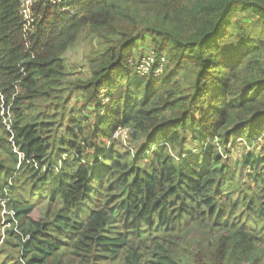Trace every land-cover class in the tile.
Here are the masks:
<instances>
[{"label":"trees","instance_id":"obj_1","mask_svg":"<svg viewBox=\"0 0 264 264\" xmlns=\"http://www.w3.org/2000/svg\"><path fill=\"white\" fill-rule=\"evenodd\" d=\"M19 7L0 0V244L21 264H264V0H35L26 38ZM84 30L89 77L68 83ZM145 44L157 76L130 64Z\"/></svg>","mask_w":264,"mask_h":264},{"label":"rangeland","instance_id":"obj_2","mask_svg":"<svg viewBox=\"0 0 264 264\" xmlns=\"http://www.w3.org/2000/svg\"><path fill=\"white\" fill-rule=\"evenodd\" d=\"M239 17L241 18V20H243L245 26L248 29H252L250 26L251 23L249 22V20L246 17L243 16V14H240ZM91 40H92V38L89 41V38H87V32H85V30H84L80 34L78 42L76 44H74V46L69 48L65 52V54L63 55L64 73L66 76V82L69 83V82H74L75 80H86L89 77V68H88V64H87V60H88L87 56L91 50ZM148 47L149 46H147L146 44L143 45L142 50H140V48H139L140 53H142V52L144 53L148 49ZM75 92H77V91H72L71 93H73V94L68 99V101H70L69 107L75 108L76 106H78L75 97H80L81 95H80V93H78V92L75 93ZM102 103H103V101H102ZM5 112H6V110H5ZM5 112H3V114H5ZM0 114H1V112H0ZM91 115L92 114H91L90 110H88L87 116L90 117ZM1 116H2V119H4L2 114H1ZM12 118H13V114H12ZM2 122H3V120H2ZM113 137L118 138L121 140V142L123 141V143H125L127 138H128V134H127L126 138H123L120 134H119V136H113ZM239 140H240V138H236L233 140V143L235 146L232 148L231 153H230L231 154L230 158H232L233 160L240 159L241 156L248 150V148L249 149L251 148V146L247 147L246 145L241 143ZM125 146H127V145H122L121 148H123ZM14 151L17 152L16 149ZM33 203H34L33 209L28 214V216H30L34 220L44 219L45 213L47 210V200H44L38 196H34L33 197ZM0 216H1V219H3V217H4L3 208L1 209ZM1 226L2 225H0V227ZM6 226H9V225L6 224ZM2 234H3V232H2ZM0 243H1V241H0ZM14 243L15 242L12 241V243H10V244H8V243L0 244V264H21V263H19V259H18V249L14 246Z\"/></svg>","mask_w":264,"mask_h":264},{"label":"built area","instance_id":"obj_3","mask_svg":"<svg viewBox=\"0 0 264 264\" xmlns=\"http://www.w3.org/2000/svg\"><path fill=\"white\" fill-rule=\"evenodd\" d=\"M35 0H20L19 13L22 16V31L23 36L26 38L30 33L32 26L34 25V17L32 6ZM53 4H61L64 0H51ZM66 9V7H62ZM28 45V43H27ZM165 61V56L163 54H156L153 48H148L137 60L130 61V64L133 65L135 71L141 75L151 74L157 76L163 69V64ZM1 114L3 115V124L6 127V130L12 133V112L9 110V107L6 109L1 106ZM5 112V114H3ZM119 134L126 138L128 134L127 128H118L113 136H119ZM230 146V144H229ZM260 149L264 154V139H261Z\"/></svg>","mask_w":264,"mask_h":264},{"label":"bare ground","instance_id":"obj_4","mask_svg":"<svg viewBox=\"0 0 264 264\" xmlns=\"http://www.w3.org/2000/svg\"><path fill=\"white\" fill-rule=\"evenodd\" d=\"M16 221V220H15ZM31 221V220H30ZM34 221V220H33ZM42 223V222H41ZM37 225H39V224H37ZM37 231V230H36Z\"/></svg>","mask_w":264,"mask_h":264}]
</instances>
